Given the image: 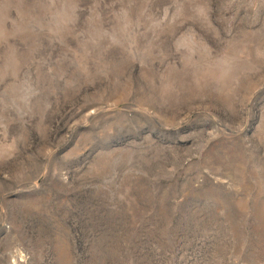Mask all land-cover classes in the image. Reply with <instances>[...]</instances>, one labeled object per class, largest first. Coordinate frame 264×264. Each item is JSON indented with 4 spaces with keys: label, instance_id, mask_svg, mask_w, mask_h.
<instances>
[{
    "label": "rangeland",
    "instance_id": "1",
    "mask_svg": "<svg viewBox=\"0 0 264 264\" xmlns=\"http://www.w3.org/2000/svg\"><path fill=\"white\" fill-rule=\"evenodd\" d=\"M0 264H264V0H0Z\"/></svg>",
    "mask_w": 264,
    "mask_h": 264
}]
</instances>
